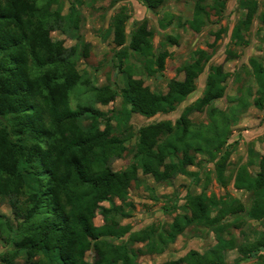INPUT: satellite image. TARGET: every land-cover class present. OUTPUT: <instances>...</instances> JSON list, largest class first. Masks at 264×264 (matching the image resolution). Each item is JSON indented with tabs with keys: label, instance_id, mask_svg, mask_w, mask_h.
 I'll list each match as a JSON object with an SVG mask.
<instances>
[{
	"label": "trees",
	"instance_id": "16d2710c",
	"mask_svg": "<svg viewBox=\"0 0 264 264\" xmlns=\"http://www.w3.org/2000/svg\"><path fill=\"white\" fill-rule=\"evenodd\" d=\"M139 1L156 11L167 0ZM204 1L197 0L195 17L189 23L197 32L209 15ZM227 2L216 0L213 8L220 14ZM240 7L246 11L245 18L235 27L233 38L241 43L259 3L240 0ZM129 18L121 13L110 26L114 44L121 48L119 56L127 59L128 52H134L151 65L146 71L122 69L126 84L121 93L130 106L125 121L92 106L71 107L70 95L76 86L91 84L78 69L88 46L80 40L68 48L52 33L63 29L76 35L80 13L75 5L63 15L60 0H0V116L11 120L9 128L0 126V200H17L11 201L12 208L22 224L14 228L0 215V233L8 226V241L14 246L0 256V264H18L20 257L25 264H139L144 255L163 254L195 225L215 232L217 244L203 254L191 251L166 264H227L228 251L238 249L243 257L251 258L264 249V232L248 246L221 236L228 227L237 226L224 223L232 215L245 213L264 225V156L259 158L260 171L255 176L248 166L236 173L235 187L249 193V207L233 198L189 193L184 212L163 232L151 227L133 233L129 226H121L122 218L129 217L125 209L140 172L157 183H168L190 175L188 168L196 165L197 154L208 155L211 161L222 154L216 169L218 181L226 186L231 156V151L224 152L227 122L226 130L215 121L210 127L195 129L190 118L225 96L228 74L221 66H212L202 97L184 110L176 125L163 121L142 127L133 162L121 171L112 168V161L129 151L122 127L130 116L153 118L175 112L197 90V81L211 60L206 51H196L181 69L182 80L172 81L167 93L152 91L136 75L162 73L167 53L155 54L154 32L147 22L132 32L126 45ZM259 20L264 26V12ZM251 66L257 84L254 105L263 109L264 63L252 59ZM95 91L97 102L105 106L118 97L108 87ZM240 109L242 105L236 106L234 114ZM23 197L24 207L19 201ZM98 215L103 226L94 223ZM127 235L126 241L116 244ZM89 252L95 254L93 261L87 259Z\"/></svg>",
	"mask_w": 264,
	"mask_h": 264
},
{
	"label": "rangeland",
	"instance_id": "374dc122",
	"mask_svg": "<svg viewBox=\"0 0 264 264\" xmlns=\"http://www.w3.org/2000/svg\"><path fill=\"white\" fill-rule=\"evenodd\" d=\"M257 1L259 3L257 15L251 27L244 31V41L240 43L233 38L235 27L245 18L246 13L240 7V0H228L220 14L213 8L216 0H205L203 5L206 6L209 15L205 17L204 25L199 32L192 29L189 24L195 17L197 0H167L156 11L149 9L139 0H60L63 15L69 13L72 5L78 8L80 30L75 35L73 32L65 33L60 29L54 31L52 37L63 40L68 48L78 45L80 40L88 46L87 57L79 62L78 69L91 84H79L72 91L70 95L72 109L92 106L106 113L108 117L116 114L121 120L124 118L126 121L130 106L121 93L126 84V73H123L122 69L146 71L151 64L148 60L137 57L134 52L129 51L127 59L119 56L121 48L114 44L109 31L114 17L121 13L130 17L126 23V45L130 43L132 32L147 22L149 29L154 32L155 54L167 53L162 73L153 76L136 75L138 78L141 77L152 91L167 93L172 81L182 80L184 75L181 69L185 63L191 61L196 51H206L211 57L205 72L197 81V90L179 105L175 112L159 114L153 118H145L138 114L130 116L129 121L122 127V130H126L124 136L128 139L129 151L122 158L112 161V168L116 171L126 169L133 162L137 135L142 127L163 121H171L176 125L184 110L202 97L210 67L221 66L228 74L224 98L190 116L195 129L210 127L215 121L226 130L227 122L228 133L224 152L231 151L226 171L227 185H222L218 181L216 169V162L222 154L215 161H211L208 155L197 154L196 165L188 168L190 175L177 176L168 183H157L151 176H145L140 172L139 180L132 184L130 190L127 201L130 206L125 209L129 217L121 220V226H129L131 232L153 227L160 233L169 228L174 219L184 212L189 193L215 196L217 199L233 198L246 207L250 206L249 193L238 190L235 187V179L237 171L242 166H248L250 173L255 176L260 171L259 158L264 156V108L259 109L254 105L257 84L251 66L252 59L264 63V26L259 20L264 12V0ZM106 87L118 92L117 99L107 106L97 102L98 93L95 91ZM239 105H242V109L235 115L234 109ZM10 121V116H0V126L9 128ZM102 123L104 127V120ZM113 124L116 125V122ZM131 137L133 138L130 139ZM250 162L252 166L249 165ZM25 199L26 197H23L19 200L22 207ZM12 200L17 201L15 198L0 200V215L17 228L22 224L20 220L15 219ZM94 223L96 226H103L102 216L98 215ZM224 223L237 226L228 227L226 232L221 234L223 239L232 238L235 243L246 246L255 242L264 232L263 223L247 217L245 213L229 216ZM5 229L6 232L0 233V256L14 250V246L8 241V226ZM128 238L129 235L116 241V244ZM216 244L215 232L195 225L179 236L163 254L144 255L139 264H166L183 258L191 251L203 254ZM94 258L95 254L89 252L87 259L93 261ZM17 262L25 264L22 257ZM227 264H264V249L251 258L243 257L238 249L228 251Z\"/></svg>",
	"mask_w": 264,
	"mask_h": 264
}]
</instances>
